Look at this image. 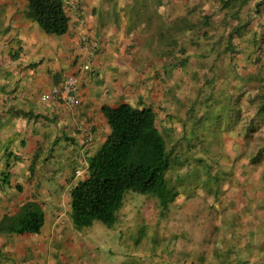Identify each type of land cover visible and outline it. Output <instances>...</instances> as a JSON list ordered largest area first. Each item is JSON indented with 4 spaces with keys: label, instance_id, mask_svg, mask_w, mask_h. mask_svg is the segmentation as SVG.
I'll return each mask as SVG.
<instances>
[{
    "label": "crops",
    "instance_id": "obj_1",
    "mask_svg": "<svg viewBox=\"0 0 264 264\" xmlns=\"http://www.w3.org/2000/svg\"><path fill=\"white\" fill-rule=\"evenodd\" d=\"M108 1L64 0L69 29L52 35L27 17V0H0V264H87L70 217V191L88 176V158L110 132L103 107H151L165 127L166 109L179 101L171 88L176 79L165 80V58L151 54L150 45L160 44L148 38L153 25L132 18L130 27L126 7ZM164 2L152 3L157 13ZM139 6L149 11L141 2L133 12ZM71 76L78 79L79 105L42 98ZM249 195L250 202L264 201V191ZM29 202L44 215L39 232L19 231ZM262 240V257L247 264H264Z\"/></svg>",
    "mask_w": 264,
    "mask_h": 264
},
{
    "label": "rangeland",
    "instance_id": "obj_2",
    "mask_svg": "<svg viewBox=\"0 0 264 264\" xmlns=\"http://www.w3.org/2000/svg\"><path fill=\"white\" fill-rule=\"evenodd\" d=\"M116 1L126 7V20L130 27L135 22L132 18L145 13L140 11L143 9L140 6L138 12H133L135 4L144 2V10L148 8L150 11L147 0ZM108 3L115 6L112 0ZM164 3L159 6L157 14L160 17H154L153 27L157 20L164 23L160 27L163 25L167 29L169 26L165 21L178 22L188 16L186 18L198 22L201 15L214 14L210 33L215 31L219 36L225 30L221 20L226 17L224 11L219 10V0H165ZM169 4L171 10L168 9ZM252 4L253 1L240 10L241 17L250 19L248 36L255 34L260 42V50L253 53L252 62L244 57L250 54L245 37L244 40L236 39L243 53L234 57L223 56L221 67L215 65L216 53L208 51L205 42L190 41L186 54L177 52L174 59L169 60L177 62L183 55L191 56L186 69L177 67L172 75L164 74L167 83L176 79V88H171L176 89L175 98L179 101L175 109H166L161 119L169 125L164 127L160 123L159 126L169 146L176 145L175 151L189 156L186 171L190 176L178 182L176 200L161 213L156 197L126 191L114 225L95 220L91 226L75 230L81 238L79 244L85 250L80 259L87 264H247L248 259L261 256L262 251L257 245H262L264 238V201L250 202L249 192L264 191V155L251 162L257 148L264 146V123L255 131L249 146L239 132L245 130L242 117L254 112L253 107L243 108V105L263 87L259 81L247 86L241 82L242 76L249 71L264 69V10L255 13ZM147 15L144 19L149 20ZM142 19L139 18L138 25L144 26L146 22ZM185 39L179 37L181 45ZM163 47L157 43L150 45L151 54L154 50L161 52ZM216 70L220 72L218 77L215 76ZM196 73L200 74L199 79L194 78ZM207 77L213 81L209 82ZM210 95L239 96L245 114L240 117L236 111L231 115L227 107L222 109L221 98ZM232 120L235 128L229 132ZM209 172L212 178L208 176ZM200 173H203L202 177ZM177 175L180 176L179 173ZM69 207L71 211V203ZM247 217L252 220L247 222ZM82 238L84 242L87 240L86 244Z\"/></svg>",
    "mask_w": 264,
    "mask_h": 264
},
{
    "label": "trees",
    "instance_id": "obj_3",
    "mask_svg": "<svg viewBox=\"0 0 264 264\" xmlns=\"http://www.w3.org/2000/svg\"><path fill=\"white\" fill-rule=\"evenodd\" d=\"M27 1V17L36 21L45 32L62 35L68 31L70 16L66 11L64 0ZM150 1L151 6L147 2L150 11L146 13L150 21L144 19L146 14L142 16V20L146 22L145 25H148V28H152L154 17H160L155 11L157 8L152 7V3L157 6V3L162 4L165 0ZM252 1L253 11L262 13L264 0H219V10L224 11L226 17L221 20L225 30L219 36L215 35V31L210 33L214 14H203L198 22L186 18L188 16L180 18L181 21L175 23L165 21L169 26L167 29L163 26L162 21L156 19L158 22L155 29L153 28L155 31L148 38L152 41L158 40L164 46L162 51H158L157 54L165 58L164 74L172 75L177 67L187 68L190 55H183L184 57L182 56L177 62L169 60L174 59L177 52L186 54L190 41L198 44L205 42L208 51L216 53L214 63L219 65L223 62V56L234 57L236 54L243 53V49L236 39L244 40L245 37V41L248 42L247 50L250 54L244 57L246 61L252 62L253 53L260 50V42L255 34L252 37L248 36L250 19L240 16V10ZM139 18H137L138 21ZM161 24L163 25L160 27ZM180 36L186 38L182 45L179 42ZM263 72L264 69L257 72L249 71L242 76L244 79L241 82L245 83V86L255 81L263 84V87L248 100V103L243 105V108L248 105L254 108L252 115L246 114L242 117L246 111L242 110L239 96L227 98L228 95L227 97L225 95H210L221 98L222 109L227 107L231 115H234L236 111L239 112L245 122L244 132H239L243 135L244 143L248 146L254 140L255 131L264 123ZM215 73L216 77L220 76L218 70ZM200 77L198 73L194 75L196 79ZM206 80L213 81L208 77ZM228 99L232 100L228 101ZM199 102L203 101L199 100ZM103 110L110 126V132L98 151L89 156L88 176L80 179L70 191V217L77 229L91 226L95 220L102 221L108 226L114 225L117 220L116 212L123 205L125 193L129 190L156 197L161 213H163L162 211L176 200L180 186L178 182L182 181L181 178L190 176L186 171V167L189 165V159H187L189 156L182 151H175L173 148L176 149V145L169 146L163 129L159 126L158 114L153 108L134 107L128 103H121L115 107L104 106ZM233 120L229 123V132L235 128ZM263 155L264 146L261 145L251 157V162H256ZM173 159H175L174 163ZM203 173H200L201 177ZM207 174L212 178L210 172ZM214 178L218 180L216 177ZM203 180L205 182V175ZM18 186L20 188V184ZM31 206L32 202H29L21 209L22 219L19 229L21 232H39L43 227L44 215L35 212Z\"/></svg>",
    "mask_w": 264,
    "mask_h": 264
},
{
    "label": "built area",
    "instance_id": "obj_4",
    "mask_svg": "<svg viewBox=\"0 0 264 264\" xmlns=\"http://www.w3.org/2000/svg\"><path fill=\"white\" fill-rule=\"evenodd\" d=\"M85 68L88 69L89 65H85ZM77 83L78 79L75 76H71L62 87L56 88L52 92L45 93L42 97L45 100L52 98L63 100L68 104L77 105L80 101L76 95Z\"/></svg>",
    "mask_w": 264,
    "mask_h": 264
},
{
    "label": "clouds",
    "instance_id": "obj_5",
    "mask_svg": "<svg viewBox=\"0 0 264 264\" xmlns=\"http://www.w3.org/2000/svg\"><path fill=\"white\" fill-rule=\"evenodd\" d=\"M85 65H89V64H85ZM85 65H84V67H85ZM89 68H90V65H89ZM88 68V69H89ZM86 69V68H85ZM76 77V76H75ZM49 93V92H48ZM44 95V94H43ZM43 98V97H42ZM52 99V98H51ZM47 100H49V99H47ZM57 100V99H56ZM63 101V100H62ZM65 102V101H64ZM79 103H80V101H79ZM77 105H79V104H77Z\"/></svg>",
    "mask_w": 264,
    "mask_h": 264
}]
</instances>
